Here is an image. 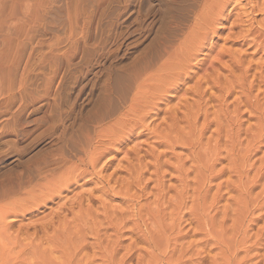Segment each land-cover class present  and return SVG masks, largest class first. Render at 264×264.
I'll list each match as a JSON object with an SVG mask.
<instances>
[{
	"label": "rangeland",
	"instance_id": "rangeland-1",
	"mask_svg": "<svg viewBox=\"0 0 264 264\" xmlns=\"http://www.w3.org/2000/svg\"><path fill=\"white\" fill-rule=\"evenodd\" d=\"M8 1L0 264H264V0Z\"/></svg>",
	"mask_w": 264,
	"mask_h": 264
},
{
	"label": "bare ground",
	"instance_id": "bare-ground-1",
	"mask_svg": "<svg viewBox=\"0 0 264 264\" xmlns=\"http://www.w3.org/2000/svg\"><path fill=\"white\" fill-rule=\"evenodd\" d=\"M8 2H9L8 0H0V15H2V14H6L7 15V6H8L7 4H8Z\"/></svg>",
	"mask_w": 264,
	"mask_h": 264
}]
</instances>
